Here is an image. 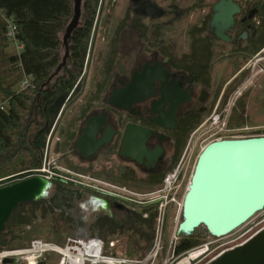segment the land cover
<instances>
[{
  "label": "rangeland",
  "instance_id": "rangeland-1",
  "mask_svg": "<svg viewBox=\"0 0 264 264\" xmlns=\"http://www.w3.org/2000/svg\"><path fill=\"white\" fill-rule=\"evenodd\" d=\"M160 11L159 17H145L135 10L132 0H112L109 7L108 0H99L97 15L93 21V26L90 33L88 47L84 54L85 72L81 79L77 82L74 89L68 94L59 98L56 109L54 111L53 122L50 125L46 134L43 151V161L39 169H35L34 173H42L46 179L60 177L67 182V185L77 188L80 191H86L84 197L76 202L70 214L74 220L73 229L66 223L60 220L55 215H48L45 218H36L29 226L21 227L14 231L17 239L13 242L16 248H27L33 240L50 243L52 246H57L60 249L71 253H80L78 246L70 245L72 241L86 242L91 236H101L104 231L109 234V240L113 242V246L107 249L113 256H119L127 259L138 260L144 259L151 250L150 246H145L136 236L132 235L128 229L130 221V211L138 210L139 206L126 201L130 194L129 192L144 193L152 190H145V185L142 182H136L121 177L123 164L117 158L107 156L106 153H101L94 161H84L79 159L75 152H70L72 140L68 142L67 132L69 128H75L79 122V111L86 104L92 103L95 110L101 109L93 98L95 94V84L101 80V68L104 59L108 53V40L110 39L115 26L129 9L130 18L119 37V52L123 56L141 55V49L145 45L141 39L142 30L134 25V20L140 17V21L148 27L147 37L151 40V45L156 43L155 34L151 30L152 27L158 24L161 27L162 43L170 44L172 54L178 56L189 51L191 37L189 34L190 28L194 24H199L203 15L210 10L211 5L215 0H152ZM83 20V10L81 11L80 23ZM17 45V44H16ZM13 43L7 47V52H17L19 49ZM18 46V45H17ZM220 51V52H219ZM63 55V47L61 56ZM214 60L211 69V89L212 98L209 103V110L202 115L203 121L214 110L216 104L218 107L216 113L220 118H224L223 124L211 125L208 124L207 132L202 133L205 139L203 144L215 139L223 138H242L249 136L264 135V59L258 64L247 70L244 69L243 57L221 58V50L215 47ZM125 57V58H126ZM254 62V60H253ZM254 64V63H252ZM68 66V65H65ZM69 67V66H68ZM62 70L58 72L61 73ZM239 83L230 91L227 96L224 106L221 107V96L227 84L240 72ZM54 77L48 82H52ZM28 84H19L17 89L25 88ZM23 86V87H22ZM42 87V86H41ZM223 98V97H222ZM93 109V110H94ZM226 109V112L224 110ZM197 127V126H196ZM195 127V128H196ZM189 139V136L187 140ZM201 139L197 140L196 146L190 162L184 171V179L182 186L177 194L176 204H170L167 208L166 223L163 226L162 238L163 247L161 255H157L153 264H186L179 263L180 257L171 256L165 259L168 245L171 241H179L183 236L174 234L175 227L178 222L179 203L185 192L186 185L193 170L196 156L200 151ZM181 151L180 156L187 144ZM40 175V174H39ZM8 177L0 178V181L7 180ZM90 178L94 182L101 185H96L89 181ZM71 180V181H70ZM74 182H73V181ZM76 182L93 184L102 188H110L111 185L116 187L117 194L107 198L109 200L108 207H99L92 196H101L98 192H87L84 186ZM69 183V184H68ZM3 185V184H2ZM50 187V185H49ZM48 187V188H49ZM46 190V194L48 192ZM123 196V197H122ZM105 197V196H103ZM106 198V197H105ZM126 201V202H125ZM125 202V203H124ZM106 215L115 222L116 229L112 232L107 226H95V220L99 216ZM264 215V209L255 213L244 224L234 229L229 234L222 237H212L203 229L195 233V238L199 240L200 246L208 244L209 249L206 253L198 258L191 260L188 264H203L209 257L222 251L227 246L234 243L233 239L237 238L245 229L249 228ZM72 240V241H69ZM238 241V240H237ZM28 244V245H27ZM24 246V247H23ZM195 246V247H197ZM7 250V249H5ZM73 250V251H71ZM29 261V258H25ZM37 260H43L46 264H80L81 261L73 256L63 260V255L54 249L44 251ZM28 263H31L29 261ZM151 263V262H150ZM148 263V264H150ZM0 264H23L19 257H7L0 260ZM84 264H91L86 262Z\"/></svg>",
  "mask_w": 264,
  "mask_h": 264
},
{
  "label": "trees",
  "instance_id": "trees-1",
  "mask_svg": "<svg viewBox=\"0 0 264 264\" xmlns=\"http://www.w3.org/2000/svg\"><path fill=\"white\" fill-rule=\"evenodd\" d=\"M111 1L108 0L109 7ZM98 4L99 0H82L83 20L75 28L71 37V66H63L60 74H58L60 70L54 74L61 61L60 33L64 31L72 17L73 0H0V178L9 176L7 180L0 181V187L14 183L41 167L44 142L53 122L57 102L60 97L73 89L81 75L83 51L88 44ZM129 18V9H127L109 39L107 61L103 69L106 73L114 68L118 60L120 33ZM208 18L209 16H206L189 30L191 37L189 51L181 55L183 66H186L189 72L193 71L195 51L198 50V56L204 54L203 45L199 41L200 37L197 42V36L193 34V31L205 29ZM7 20L14 26V40L22 46L20 50L13 53L7 52V47L12 43L6 37ZM134 25L145 35L144 32L148 27L140 21V17L134 20ZM152 29L156 30L155 36L158 39L154 46L164 45L162 46L164 53H170L171 45L162 43L160 39L161 27L156 24ZM263 45L264 37L253 43L252 52ZM208 46V43L205 44L206 49ZM200 70L204 69L200 68ZM244 72H240L227 84L221 96V107L224 106L228 94L239 83L240 76ZM51 75L54 79L50 83L48 79ZM205 75L208 84L210 74L205 73ZM24 78L28 79L27 86L17 89ZM201 120L202 115L194 114L182 119L181 138L175 146L172 163L165 172L144 181L146 191L161 186L164 175L175 166L188 136ZM49 181L50 187L45 196L18 203L12 209L0 231V250L16 248L13 245L17 239L14 231L31 225L36 218L55 215L73 229L74 220L70 212L76 202L83 198L82 191L58 178H51ZM156 216L157 211L154 205L142 206L138 210L130 211L128 229L147 247L151 245L154 238ZM94 224L107 226L112 232L116 229L115 222L106 215L97 217ZM200 229L204 230V227L195 228L190 236H183L177 241L174 255L182 254L197 246L200 242L195 238V233ZM36 264L46 263L43 260H37Z\"/></svg>",
  "mask_w": 264,
  "mask_h": 264
},
{
  "label": "flooded vegetation",
  "instance_id": "flooded-vegetation-1",
  "mask_svg": "<svg viewBox=\"0 0 264 264\" xmlns=\"http://www.w3.org/2000/svg\"><path fill=\"white\" fill-rule=\"evenodd\" d=\"M142 1L144 4H151L157 7L152 0ZM219 1L220 0H215V2L211 5L210 10L207 11L201 19L204 20L206 16H209L207 27L205 29H196L193 31V34L197 36V42L200 37L199 41L201 42L200 44L203 45L204 54L198 56V50L195 51L192 63V72L187 71V67L183 66L181 55L178 56L176 54H172V50L170 53H164L162 50V46L164 47V45H151V40L147 37L149 33L148 29L144 32L145 35L143 34V31L140 35L141 39L145 43L141 49V55H130L127 59L126 56L125 58L123 54L119 52L118 47V60L116 61L114 68L109 73H106L103 70L104 64L107 61V53L101 68L102 78L95 84V94H93V98L97 104L100 106L104 105V107H101L99 110H95L93 104L88 103L80 109L78 116L79 122L77 123V126L75 128H69V131L66 133L68 142L72 140L70 152H75L79 159L89 162L94 161V159H96L101 153H106L107 156L114 155L117 160L123 163L120 167L122 168L121 177L136 182H142L144 185L145 180L150 177L152 178L160 175L168 169L174 157L175 146L181 138L182 119L193 114L203 115L209 110V101L213 97L212 92L210 91L212 80L210 78L207 84V77L206 75L204 76V74L209 73L211 76L213 58L215 56V47H218L221 50L220 56L224 60L231 57H243L246 60L244 61L243 67L247 70L251 67V65L256 66L264 59V45L257 51L252 52L254 48L253 43L264 37V0H230L231 3L236 5L238 10L232 14V22L227 28L223 29L222 34L224 37H218L215 32L216 25H220V22L216 25H211V19L215 13L213 7ZM132 2L138 14L145 17L160 16L144 15L142 13L144 8L142 9L143 11H138V4H135L133 0ZM151 31L153 34L156 33V30ZM71 37L68 40L69 52L65 61V65H68L69 67L72 63L70 50V45L72 44ZM89 40L90 37L88 39V44ZM207 43L209 45L207 47L208 49L205 47V44ZM86 49L83 51V69L77 82L81 79L86 69V66L84 65V54ZM155 64L156 67H154ZM144 66H146L147 69L152 67L151 70L144 73L146 76L150 73L159 76L158 79L152 80L153 92L143 100L132 102L124 108L111 103L109 99L112 92L114 90L118 91L125 89L134 74L140 75L143 73ZM259 67L262 68V65ZM200 68L204 70L201 71ZM162 77L163 80L161 79ZM173 83L175 85L179 84L180 88L188 95V98L179 101L174 106L173 110L169 109L171 103L170 101H167L165 105H162V107L159 108V111H156L155 113L152 112L153 103L158 105V100L161 97L159 87L162 86L165 91H168V88L165 85ZM154 107L156 108L157 106ZM100 116L102 119L93 135L94 140L98 141L103 137L107 138V140L99 145L93 153L85 154L79 147L76 146V142L84 134V129L87 127L86 120L88 118H98ZM155 121L160 122V124H157ZM129 125L139 127V130L142 129L148 131V134L144 139V148L146 150L145 152H149L150 155L155 157L151 159L152 163L145 165L144 163L146 157L144 156L143 161L140 163L135 159L120 153L124 135H127V140L131 142L127 144V151L133 152L134 147L136 148V145L138 144H133V140L136 142V139L139 136H136L134 132H130L134 128L128 127ZM136 153L138 152L136 151ZM38 174L45 176L42 173ZM57 178L67 184V182L60 177ZM87 179H89L92 183L94 182L92 181L93 179ZM75 183L84 186V188L87 189V192L89 191L95 194L98 192L101 196L95 195L92 197L99 207H108L110 202L107 198L114 196L108 192H103L97 189L96 185H100L98 182H94L96 185L76 181ZM82 194L84 197L86 191H82ZM129 194L131 196L132 192L130 191ZM125 200L134 203L129 199ZM262 231H264V215L249 228L245 229L237 238L233 239L234 243L232 245L225 247L222 251L209 257L203 264H209L211 261L218 259L222 255H230L232 252L237 250L243 251V248Z\"/></svg>",
  "mask_w": 264,
  "mask_h": 264
},
{
  "label": "water",
  "instance_id": "water-1",
  "mask_svg": "<svg viewBox=\"0 0 264 264\" xmlns=\"http://www.w3.org/2000/svg\"><path fill=\"white\" fill-rule=\"evenodd\" d=\"M133 1L138 4V11L144 8V11L142 10L144 15H160L157 7L144 4L142 0ZM81 2L82 0H73V14L61 37L64 54L54 74L65 65L69 52L68 40L80 23ZM213 10L215 13L212 16L211 25L220 22V25H216L215 32L218 37H224L222 31L232 22V14L238 8L230 0H220L214 5ZM151 69L152 67L147 69L144 66L143 73L134 74L125 89L114 90L109 101L124 108L132 102L148 97L153 92L152 80L159 77L153 73L148 76L144 74ZM161 79L163 80V77ZM165 86L168 91H165L162 86L159 87L161 97L158 105L153 103L152 112L154 113L159 111V108L167 101L171 103L169 109L173 110L179 101L188 98L179 84ZM101 119L100 116L86 120L87 127L84 129V134L76 142V146L85 154L93 153L107 140L104 137L98 141L94 140L93 135ZM155 122L160 124L158 121ZM128 127L134 128L130 132L139 136L136 142L133 140L134 145L138 144L133 152L127 151V144L131 142L127 140V135H124L120 153L140 163L144 156L146 157L145 165L152 163L151 159L155 157L145 152L144 148V139L148 131L139 130L136 126ZM49 185L50 181L46 177L34 174L0 187V231L18 203L45 196ZM263 209L264 135L215 139L206 143L196 156L187 188L182 196L180 220L175 233L179 236H190L195 228L203 226L212 237H222ZM209 264H264V231L256 235L243 248V251L237 250L230 255H222Z\"/></svg>",
  "mask_w": 264,
  "mask_h": 264
},
{
  "label": "built area",
  "instance_id": "built-area-1",
  "mask_svg": "<svg viewBox=\"0 0 264 264\" xmlns=\"http://www.w3.org/2000/svg\"><path fill=\"white\" fill-rule=\"evenodd\" d=\"M6 37L14 45L16 44L18 45V46L16 45V47H18L17 49L19 50L21 49L22 47L21 44L17 43L14 40V26L8 20H7ZM26 83H27V78H24L21 81V84L24 85ZM217 107H218V103L216 104L212 113L207 118H205L203 121H201L197 125L196 128L192 130V132L189 135V139L187 140V144L183 150L182 155L179 157L175 166L165 174L161 186L159 188L153 189L152 191H148L144 193L132 192V195L127 198L133 201L134 204L139 206V208L142 206L154 205L157 211L155 233H154L153 241L151 243V250L149 254L145 256L144 259H138V260H132V259H127V258H123L119 256H113L112 254H110V252H107V249L113 246V242L109 240L110 239L109 234L104 231L103 233H101V236H91L88 238L86 242L69 240L72 242H80L81 245L84 247V250L88 248L89 246L93 247L94 251L92 253H94L95 259L90 260L88 256H85L84 258L85 260H82L81 264H84L85 261L90 262L91 264H148L150 262H151L150 264H153V260H155L157 255H161L163 251V247H164L163 238H162V230H163V226L166 223L165 217L167 213V208H169L168 206H170V204L175 205L176 201L178 202V199L176 200V197L183 183L184 171L186 170L190 162V159L193 155V151L196 146V143L199 142V141L197 142V140L201 139L200 137L201 135H203L202 133L207 132L208 128H206V126L208 124L220 125V124H223L224 122V118L221 119L220 115L216 113ZM224 112H226V109L224 110ZM201 140H202L201 141L202 145H199L200 149L205 145V143L203 144V142L205 141L203 136ZM186 188H187V185H186ZM97 189L103 192H108L114 196L118 195L116 192V187L114 186H111L110 188H102V187L97 186ZM181 201L179 203V211H178L179 218H177L179 220H180ZM144 216H146V214ZM175 230H176V227H175ZM174 234L176 236H179L175 232ZM175 244H176V241L170 240L167 253L165 255V259L169 258L170 256L171 258L174 256L175 259L180 257L181 259L179 263H181L184 259H186L187 261L186 264H188L190 263L191 260H194L198 258L199 256L203 255L209 249L208 244H202L200 246L191 248L182 254L174 255ZM100 248H102L101 251H100ZM48 249L49 250L53 249L52 244L42 242L40 240H33L30 246L27 248H14V249L0 250V260L6 259L7 257L16 256L22 260L23 264H27L24 259L27 255H30L33 259L32 264H36L37 257L44 251H47Z\"/></svg>",
  "mask_w": 264,
  "mask_h": 264
},
{
  "label": "bare ground",
  "instance_id": "bare-ground-1",
  "mask_svg": "<svg viewBox=\"0 0 264 264\" xmlns=\"http://www.w3.org/2000/svg\"><path fill=\"white\" fill-rule=\"evenodd\" d=\"M70 245H73V246H78L79 248H80V250H81V252L80 253H69V252H67V251H65V250H63L62 248L60 249L59 247H57V246H54L53 245V249L54 250H56L57 252H59L60 254H62L63 255V260H67V257H74L75 259H78V260H80L81 262H82V260H85L84 258H85V256H88L89 257V259L90 260H94L95 259V257H94V253H92L94 250H93V247L92 246H89L88 248H86L85 250H84V247L81 245V243L80 242H71V244ZM102 250V248H100V251ZM71 251H73V250H71ZM74 252V251H73ZM96 252V251H95ZM89 254V255H88ZM25 258H29V261H31V263H28L29 261L27 260L26 261V263L27 264H32V261H33V259H32V257L30 256V255H27ZM68 261V260H67ZM181 263H187V261H186V259H184ZM81 264V263H80Z\"/></svg>",
  "mask_w": 264,
  "mask_h": 264
},
{
  "label": "crops",
  "instance_id": "crops-1",
  "mask_svg": "<svg viewBox=\"0 0 264 264\" xmlns=\"http://www.w3.org/2000/svg\"><path fill=\"white\" fill-rule=\"evenodd\" d=\"M63 32L60 33V37L62 36Z\"/></svg>",
  "mask_w": 264,
  "mask_h": 264
}]
</instances>
